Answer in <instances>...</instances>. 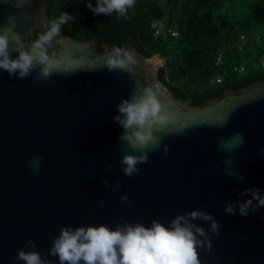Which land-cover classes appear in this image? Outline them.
<instances>
[{
    "label": "water",
    "instance_id": "obj_1",
    "mask_svg": "<svg viewBox=\"0 0 264 264\" xmlns=\"http://www.w3.org/2000/svg\"><path fill=\"white\" fill-rule=\"evenodd\" d=\"M47 7V0H30L20 10L0 0V27L15 17L14 31L27 47L49 25ZM61 36L68 38L60 45L54 40L49 55L62 58V65L48 80L37 79L39 69L25 79L0 70V264H24L16 259L21 249L60 264L49 249L63 227L114 230L126 222L150 227L153 220L167 227L193 210H204L221 225L216 236L208 231L210 222L192 221L211 237L210 250L197 249L200 264H264V208L247 217L238 209L235 215L225 213L226 203L250 198L240 195L245 189L264 194V81L197 105L174 95L159 79L165 65L159 55L153 56L162 63L146 65L153 56L126 44L122 48L137 60L134 73L91 70L116 47ZM137 82L141 87L159 83L171 104V129H165L166 135L154 132L162 137L155 149L136 148L144 145L131 134L129 144L121 140L124 129L113 119L119 115L116 105L131 98ZM220 116L228 117L226 124L210 123ZM237 133L243 135V146L231 153L222 150L219 141ZM141 153L148 161L138 165L139 174L124 176L123 156ZM36 157H42L39 173L30 167ZM124 195L127 202L121 200ZM29 239L35 249L24 247Z\"/></svg>",
    "mask_w": 264,
    "mask_h": 264
},
{
    "label": "clouds",
    "instance_id": "obj_2",
    "mask_svg": "<svg viewBox=\"0 0 264 264\" xmlns=\"http://www.w3.org/2000/svg\"><path fill=\"white\" fill-rule=\"evenodd\" d=\"M7 2L23 10L30 0H7ZM133 4L134 0H96L95 8L91 2H88L86 6L93 15L110 16L115 12L123 16ZM74 20V16L63 12L58 19L51 22L50 26L45 24V31L24 47L20 43L23 37L14 31L15 17L9 16L7 26L0 27V33H2L0 34V70L6 71L10 78L17 76V79H25L39 69L37 79L48 80L62 65V58L58 59L55 53L50 56L49 49L53 47L54 40L60 45L68 38L61 36V26ZM57 37L60 39H56ZM13 52L18 53V56L13 58ZM145 63L158 65L162 61L157 56H153ZM136 65L134 52L125 48H113L104 53L99 59V64H94L91 70L106 67L109 71L118 69L131 74L134 73ZM170 107L167 90L159 83L141 87L137 82L136 92L131 98L123 99L116 105L119 115L114 116L113 119L125 133L119 138L128 142V135L131 134L134 140L144 145V147L136 148H158L162 137L155 135L154 132L162 130L165 134V129H171L169 125L173 117L169 112ZM227 120V116H220L210 123L223 126ZM243 144L244 138L241 133L219 141L220 148L229 153L242 147ZM167 154L168 146L165 145L164 155L167 156ZM260 155L264 158V148L260 150ZM41 160L42 157H36L30 162V167L36 173L40 171ZM147 161V153H141L139 156H123L120 164L124 176L138 175V165ZM226 163L231 164V161ZM111 167L109 164L107 170L111 171ZM225 171L230 176L234 175L227 168ZM239 180L242 181L243 177ZM102 182L104 187H108V180ZM117 187L122 185L117 183ZM240 195L250 198L238 204L226 203V214L235 215L238 209L241 216L247 217L250 212H257L260 208H264V194L260 189H245ZM121 200L127 202L129 198L124 195L121 196ZM196 220L210 222L208 231L213 235H219L221 225L213 215L204 210H193L177 215L167 227L156 220L151 222L150 227L140 223L133 225L126 222L122 226L117 225L114 230L105 225L63 227L60 229L59 236L52 241L49 255L58 257L60 264H81V262L83 264H200L197 249L210 250L211 237L204 228L192 223ZM243 239L247 241L251 237L245 236ZM24 247L35 249L36 243L29 239ZM16 259L23 261L24 264H52L50 260L42 258L38 252H26L23 249L17 252Z\"/></svg>",
    "mask_w": 264,
    "mask_h": 264
},
{
    "label": "trees",
    "instance_id": "obj_3",
    "mask_svg": "<svg viewBox=\"0 0 264 264\" xmlns=\"http://www.w3.org/2000/svg\"><path fill=\"white\" fill-rule=\"evenodd\" d=\"M88 2L96 7V0H47L49 26L67 12L75 20L61 32L77 41L159 55V79L182 100L199 105L264 81V0H134L123 16L93 15Z\"/></svg>",
    "mask_w": 264,
    "mask_h": 264
},
{
    "label": "built area",
    "instance_id": "obj_4",
    "mask_svg": "<svg viewBox=\"0 0 264 264\" xmlns=\"http://www.w3.org/2000/svg\"><path fill=\"white\" fill-rule=\"evenodd\" d=\"M172 37H178L179 36V33L177 31H168ZM157 33L159 34L160 33V30L157 31ZM175 33V35H174ZM218 61H221V58L218 59ZM241 71H243V69H241ZM217 82H220V80L218 79Z\"/></svg>",
    "mask_w": 264,
    "mask_h": 264
}]
</instances>
